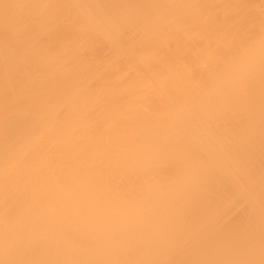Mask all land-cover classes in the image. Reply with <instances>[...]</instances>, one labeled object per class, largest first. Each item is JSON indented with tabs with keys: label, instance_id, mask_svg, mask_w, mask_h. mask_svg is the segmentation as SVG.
Masks as SVG:
<instances>
[{
	"label": "bare ground",
	"instance_id": "bare-ground-1",
	"mask_svg": "<svg viewBox=\"0 0 264 264\" xmlns=\"http://www.w3.org/2000/svg\"><path fill=\"white\" fill-rule=\"evenodd\" d=\"M0 264H264V0H0Z\"/></svg>",
	"mask_w": 264,
	"mask_h": 264
},
{
	"label": "rangeland",
	"instance_id": "rangeland-1",
	"mask_svg": "<svg viewBox=\"0 0 264 264\" xmlns=\"http://www.w3.org/2000/svg\"><path fill=\"white\" fill-rule=\"evenodd\" d=\"M228 110H230V109H228ZM205 122H206L207 125L203 124V127H205V126H209V127H211V126L213 125V124L210 123L208 120H206ZM211 122H212V121H211ZM214 122H216V120H215ZM214 122H213V123H214ZM204 125H205V126H204ZM147 139H150V138H147ZM139 144L142 145V146H140V145H138V146L141 147V148H143V150H144V149L146 150V149L148 148V147H146V144H147V143H143L144 145L141 144V143H139ZM151 144H152V143L150 142V143L147 144V146H149V145H151ZM143 146H144L145 148H144ZM183 147H185V145H184ZM183 147L181 148L183 151H184L185 149L187 150V148H188V147H187V148H186V147L183 148ZM143 150H142V151H143ZM186 150H185V151H186ZM180 151H181V150H180ZM183 151H182V152H183ZM180 153H181V152H180ZM122 156H123V155H122ZM123 157H124V156H123ZM82 205H83V204H82Z\"/></svg>",
	"mask_w": 264,
	"mask_h": 264
}]
</instances>
